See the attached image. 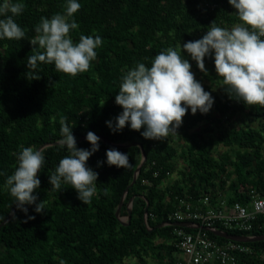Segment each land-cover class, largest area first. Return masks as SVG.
Instances as JSON below:
<instances>
[{
	"label": "trees",
	"instance_id": "1",
	"mask_svg": "<svg viewBox=\"0 0 264 264\" xmlns=\"http://www.w3.org/2000/svg\"><path fill=\"white\" fill-rule=\"evenodd\" d=\"M208 1L77 0L81 8L69 22L75 20L78 28L70 30V37L78 43L80 35H99L102 45L95 49L96 59L87 72L75 77L57 72L54 64L41 63L34 70L40 79H32L27 75L32 71L26 68L27 59L43 51L30 43L35 27L41 17L50 19L54 14H64L67 0H12L25 5L14 19L26 35L21 40L0 39V223L16 203L5 182L18 167L17 156L22 147L37 149L47 144L41 149L45 159L37 174L40 187L34 193L37 202L43 200L45 211L36 213L35 205H25L27 213L16 208L0 226V264H173L185 258L176 244L177 229L155 226L166 222L179 209V199L189 197L195 202L208 190L223 191L225 182L221 177L226 169H230L233 179L228 204L247 202L248 189L264 195V129H226L217 125L238 110H247L263 123L264 106L242 101L237 107L232 106V101L223 100H232L226 85L219 95L210 92L215 102L208 113L197 111L193 115L189 108L177 134L170 133L162 141L145 139L141 135L143 127L135 131L125 126L113 132L106 124H114L123 111L115 103L122 77L139 63L150 68L155 56L169 47L181 51L197 81V76L206 80L205 91H210L214 80L222 81V77L201 72L190 54L180 48L188 41L201 39L212 22L228 29L241 22L238 15H229L222 8L205 9L201 4ZM204 62L209 72L212 56L205 57ZM62 117H67L76 141L91 131L112 145L138 143L145 161L134 182L130 184L139 162L138 148L112 147L99 140V150L86 162L98 173L91 203L83 204L70 184L62 183L59 190H53L49 176L55 173L59 161L69 155L66 147L52 144L62 138ZM203 122L217 126L206 127ZM209 144L221 146L228 153L215 160ZM76 145L91 148L87 140ZM112 148L128 155L129 167L108 166L106 151ZM176 156L182 159L183 170L173 168L171 158ZM98 162L103 163L98 167ZM172 175L176 179L169 181ZM121 196L118 216L126 215L131 200L127 225L114 216ZM214 201L217 197L211 196L210 204L214 205ZM213 227L224 230L218 225ZM224 231L238 236L264 235V216L257 218L248 233ZM206 236L218 244L228 242L207 232ZM242 245L253 253H235L234 264H264L260 252L264 251V242Z\"/></svg>",
	"mask_w": 264,
	"mask_h": 264
},
{
	"label": "clouds",
	"instance_id": "2",
	"mask_svg": "<svg viewBox=\"0 0 264 264\" xmlns=\"http://www.w3.org/2000/svg\"><path fill=\"white\" fill-rule=\"evenodd\" d=\"M236 10L240 24L231 29L216 26L214 22L201 39L188 41L180 46L182 52L190 54L201 72L206 73L205 57L213 56L214 67L222 84L227 86L230 98L236 97L247 105L264 106V0H228ZM23 3L3 0L0 4V39L21 40L25 32L16 23L14 17L24 10ZM81 8L77 0H67L64 14H54L50 19L41 17L35 27V36L31 45L39 46L43 51L36 52L27 59V75L40 79L34 70L38 64H54L57 72L71 77L87 72L91 62L96 59L95 49L102 45L99 35H80L74 43L70 30L77 29L75 20L69 18ZM191 64L182 58L181 51L169 47L157 54L151 67L139 63L123 77L115 103L123 111L113 121H106L113 131H121L125 126L140 131L145 139L162 141L170 133L177 134L183 117L188 109L195 115L197 111L206 114L212 108L214 98L202 87L190 70ZM31 79V80H32ZM105 103V102H104ZM101 107L103 105H100ZM67 117L60 119V147H66L69 155L59 161L55 173L49 176L53 190H59L61 184H70L78 193L83 204L91 203L96 193L95 182L98 173L88 167L86 162L99 150V137L89 131L86 135L90 149L78 148ZM108 166L124 168L130 166L129 157L114 148L106 151ZM43 150L22 147L18 153V167L7 177L5 186L16 200L19 210L27 213L25 205H35L36 213L45 211L44 203L38 201L35 191L41 181L37 178L44 163ZM103 162H98V167ZM34 219V217H29Z\"/></svg>",
	"mask_w": 264,
	"mask_h": 264
},
{
	"label": "built area",
	"instance_id": "3",
	"mask_svg": "<svg viewBox=\"0 0 264 264\" xmlns=\"http://www.w3.org/2000/svg\"><path fill=\"white\" fill-rule=\"evenodd\" d=\"M201 5L209 11L215 8H222L229 15H237L236 10L229 4L228 0H210ZM229 100L234 104L241 103V101L236 100L235 96H233L232 100ZM155 174L153 173V176ZM246 193L249 200L244 204H228L226 199H223L221 195H215L217 201H214L215 204L211 205V195L208 191L195 202H192V198L183 197L178 200L179 209L174 211L164 223L187 222L192 226L199 225L215 230L218 229L213 226L218 225L224 230L248 233L253 229L257 218L264 216V195H260L253 189H248ZM144 223L146 224V222ZM174 229H177L175 230V236L179 237L176 243L177 247L185 258L175 261L173 264H211L212 262L234 264L235 253H253L252 249L243 246L242 243L228 241L224 244H218L209 239L206 236V232L200 229L190 227H175ZM183 229L194 230V232H185ZM248 236L252 237L256 235L244 237ZM260 252H262V257H264V251Z\"/></svg>",
	"mask_w": 264,
	"mask_h": 264
},
{
	"label": "rangeland",
	"instance_id": "4",
	"mask_svg": "<svg viewBox=\"0 0 264 264\" xmlns=\"http://www.w3.org/2000/svg\"><path fill=\"white\" fill-rule=\"evenodd\" d=\"M213 56H214V54H213ZM213 56H212V62L213 63L209 67V69H210L209 72L207 71L206 74H215L217 76V73H216L215 67H214V58H213ZM197 79L201 83L202 87H205L208 84L206 82V80L202 79L199 76H197ZM222 86H223V84H222L221 79H216L212 83V86H211L209 92L215 94V96L219 95L220 92H221ZM223 100L226 101V100H229V99L228 98L225 99V97H223ZM214 102H215V100H214ZM233 105L235 106L236 104H232V106ZM236 107H237V105H236ZM250 113H251V111H250ZM253 116L249 115V112L247 110H243V111L238 110L227 121H224L223 119H221L218 122L217 125H220V126L222 125L226 129L229 128V127H236V126H249L251 128H255V129H258V128L261 127V128L264 129V122L263 123L262 122L261 123L258 122V120L256 119L257 117H255V115H253ZM203 125L206 126V127H210V128H215L217 126V125H213V124L209 125L207 122H203ZM205 138H208V137H205ZM205 142L208 143V140L205 141ZM131 144H134V143H131ZM208 148H209V152L211 153L213 159H215V160H218L219 157H221L223 155H226L228 153L227 149L225 150L221 146H217V145H214V144H209ZM174 149L177 152V144H174ZM263 157H264V155H263ZM177 158H179V157L176 156L173 159L171 158V161L173 162V168H175L178 171L179 170H183V166L184 165H182V163H183L182 159L181 158L177 159ZM176 159H177V161H176ZM225 168H227L226 165H225ZM229 172H230V169H226V172H225L224 176L222 175L223 178L221 177V180L223 182H225L224 183V187H223V191L208 190V192L210 193L211 196H215V195L220 196L221 195L223 199H227V197L230 196V192L228 190L230 189L232 191L231 186H232V183H233V181H232L233 179H232L231 175L229 176ZM175 179H176V176L172 175L168 180L169 181H173ZM239 192H241V190ZM212 193H214V195ZM246 195H247V193H246ZM118 219L122 223L125 222V216H118Z\"/></svg>",
	"mask_w": 264,
	"mask_h": 264
},
{
	"label": "water",
	"instance_id": "5",
	"mask_svg": "<svg viewBox=\"0 0 264 264\" xmlns=\"http://www.w3.org/2000/svg\"><path fill=\"white\" fill-rule=\"evenodd\" d=\"M99 137V140L101 142H103L104 144L108 145V146H112V147H136L138 148L139 150V153H140V156H139V162H138V165L137 167L135 168L133 174H132V178H131V181H130V184H132L134 182V179H135V176L136 174L138 173L140 167L143 165L144 161H145V158H144V155L140 149V145L138 143H134V144H129L127 146H124V145H112L110 143H108L104 138ZM86 140V136L85 137H81L80 139H78L76 141L77 142H81V141H84ZM53 145H58V142H55V143H52ZM47 144H42L40 145L36 150H41L42 148H44ZM38 174V173H37ZM126 189L127 187L125 188L124 190V193L126 192ZM123 193V194H124ZM122 199H123V196H121V198L119 199V202L116 206V209H115V212H114V216L116 217V219L121 223L123 224L119 219H118V213H119V209L121 207V202H122ZM130 203H131V200H129V203H128V206H127V210H126V215H125V222H126V225H127V222L129 221V215H130V212H129V208H130ZM17 208L16 204L14 205L11 213L0 223V226H2L5 222H7V220L10 218L11 214H13V212L15 211V209ZM145 214H146V208L144 207L143 209V219L145 217ZM144 222H145V219H144ZM165 225H168V226H173V227H190V228H195V229H200L202 231H205V232H208L210 234H212L213 236L215 237H218V238H222L226 241H231V242H236V243H255V242H264V235H256V236H248V237H244V236H237V235H232V234H228L224 231H221V230H215V229H210V228H206V227H203V226H199V225H190L189 223L187 222H170V223H161V224H158L157 226H155V228H161L162 226H165Z\"/></svg>",
	"mask_w": 264,
	"mask_h": 264
}]
</instances>
